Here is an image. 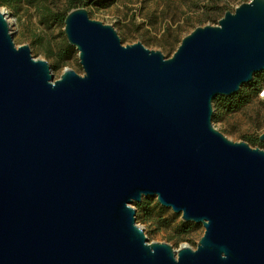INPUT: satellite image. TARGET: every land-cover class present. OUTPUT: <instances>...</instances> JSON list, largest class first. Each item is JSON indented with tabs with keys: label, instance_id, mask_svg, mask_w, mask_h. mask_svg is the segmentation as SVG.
Segmentation results:
<instances>
[{
	"label": "water",
	"instance_id": "1",
	"mask_svg": "<svg viewBox=\"0 0 264 264\" xmlns=\"http://www.w3.org/2000/svg\"><path fill=\"white\" fill-rule=\"evenodd\" d=\"M64 33L84 74L56 80L0 10V264H264V149L213 124L214 100L264 72V0L171 58L86 8ZM148 198L205 228L196 249L149 242Z\"/></svg>",
	"mask_w": 264,
	"mask_h": 264
},
{
	"label": "rangeland",
	"instance_id": "2",
	"mask_svg": "<svg viewBox=\"0 0 264 264\" xmlns=\"http://www.w3.org/2000/svg\"><path fill=\"white\" fill-rule=\"evenodd\" d=\"M248 2L249 0H116L106 7L88 5L84 8L88 10L91 19L113 26L124 46L141 42L148 49L160 51L166 58H171L184 37L197 27L217 26L224 17L222 15L216 22L209 21L203 24L206 12L216 7H226L228 11L234 12L241 4ZM68 6V0H19L12 6L3 5L0 0V10L5 13L10 23L15 44L28 45L34 58L46 60L51 65L56 80L60 78L65 68L73 69L80 75L84 74L77 50L65 67L55 69L53 60L48 59L44 48L37 45V38H43L55 49L67 41L64 33L65 24H46L42 19V11L48 9L55 13H63ZM176 31H180L178 42L172 39ZM213 124L233 142H246L249 137L264 134V89L247 107L226 115L219 121H213ZM261 149H264V146ZM173 216L177 217L175 222L170 227L160 230L150 223L142 221L137 223L144 229L149 242L168 243L175 250L183 245L196 249L205 228L194 224L196 227L193 231L184 237L179 233L182 215L168 209L164 218L170 219Z\"/></svg>",
	"mask_w": 264,
	"mask_h": 264
},
{
	"label": "trees",
	"instance_id": "3",
	"mask_svg": "<svg viewBox=\"0 0 264 264\" xmlns=\"http://www.w3.org/2000/svg\"><path fill=\"white\" fill-rule=\"evenodd\" d=\"M116 0H68V9L63 13H55L52 10L44 9L42 11V19L46 24H65V19L68 13L77 8H84L88 5H101L103 7L108 6L110 3H114ZM19 0H2L3 5H14L18 3ZM228 12L226 7H216L215 9L206 12L203 24L209 21L216 22L218 18ZM219 16V17H218ZM180 31H176L173 40L178 42V35ZM37 45H40L46 51V57L53 60V67L59 69L60 67H65L76 54V49L69 45L68 41L63 42L62 46L55 49L51 43H46L43 38H37ZM264 89V72L258 73L254 76L251 83L244 85L239 93L231 97H217L214 100L215 114L213 121H219L224 116L233 114L241 111L252 101L259 97V94ZM246 142L253 148H262L264 143L260 142L259 137H249ZM137 214V222H145L152 224L153 227L158 228H168L176 220V216L170 219H165L164 216L167 214L168 209L162 207L156 199L148 198L143 199L141 203H135ZM196 226L193 223H187L181 221L179 223V233L186 237L188 236ZM173 240V239H171Z\"/></svg>",
	"mask_w": 264,
	"mask_h": 264
},
{
	"label": "built area",
	"instance_id": "4",
	"mask_svg": "<svg viewBox=\"0 0 264 264\" xmlns=\"http://www.w3.org/2000/svg\"><path fill=\"white\" fill-rule=\"evenodd\" d=\"M249 2H251V0H249ZM261 95L263 96V93Z\"/></svg>",
	"mask_w": 264,
	"mask_h": 264
}]
</instances>
